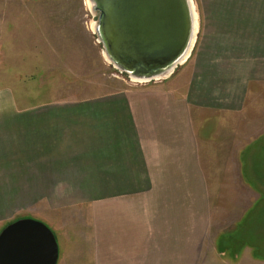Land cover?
Wrapping results in <instances>:
<instances>
[{
    "label": "crops",
    "instance_id": "crops-1",
    "mask_svg": "<svg viewBox=\"0 0 264 264\" xmlns=\"http://www.w3.org/2000/svg\"><path fill=\"white\" fill-rule=\"evenodd\" d=\"M225 2L249 8L255 23L264 16V0L217 4L228 9ZM37 7L43 18L48 4ZM17 12L9 7L4 15L10 21ZM9 21L0 19V26ZM255 25L229 29L218 51L191 55L182 73L151 89L31 102L23 109L11 93H2L0 186L78 191L57 196L70 204L48 215L62 243L56 264H225L228 257L232 264H264L263 187H256L230 231H212L221 212L210 202L225 196L210 193L208 171L224 167L218 131L213 141L204 134L209 113L219 128L241 108L250 69L226 65L221 57L235 54L245 34L258 36Z\"/></svg>",
    "mask_w": 264,
    "mask_h": 264
},
{
    "label": "rangeland",
    "instance_id": "rangeland-1",
    "mask_svg": "<svg viewBox=\"0 0 264 264\" xmlns=\"http://www.w3.org/2000/svg\"><path fill=\"white\" fill-rule=\"evenodd\" d=\"M189 2L193 33L185 62L166 77L143 82L118 69L106 57L94 30L98 13L92 10L90 1L0 0L1 20L9 21L12 17L4 15L9 7L11 11L14 7L18 11L17 15L12 13L14 19L9 22L13 23L0 26V99L3 92L11 93L18 108L23 109L31 102L86 100L122 96L126 90L151 89L182 73L191 55H201L205 50L218 51L229 29L240 30L243 24L250 25V22L256 24L255 27L261 29L258 36L245 34L246 41L236 44L241 47L236 48L235 54L221 57L226 65L234 62L237 63L235 68L248 66L250 69V78L243 84L241 108L232 116L235 120L218 128L216 115L209 113L204 123V134L208 133L210 141L213 134L219 133L218 159L223 160L220 166L224 167V170L208 171L213 183L209 185L210 193L225 196L223 202H210V209L221 212L215 214L218 226H212V231H217L216 227L230 231L233 221L248 210L250 195L257 192L256 187L264 188V16L259 18L263 25L260 26L259 22L250 20L249 8L242 7V10L232 2H225L229 4L228 9L217 4L219 0ZM40 4L49 6L43 18L37 7ZM249 5L253 6L254 2H247ZM69 189L24 183L1 185L0 231L19 219L44 222L54 233L61 252L60 238L46 222L58 205L70 204L56 201L57 196L76 191ZM234 197L241 201H234ZM224 260L225 264H232L230 257Z\"/></svg>",
    "mask_w": 264,
    "mask_h": 264
},
{
    "label": "water",
    "instance_id": "water-1",
    "mask_svg": "<svg viewBox=\"0 0 264 264\" xmlns=\"http://www.w3.org/2000/svg\"><path fill=\"white\" fill-rule=\"evenodd\" d=\"M104 53L137 81H155L185 62L192 41L189 0H89ZM58 244L42 222L19 219L0 231V264H56Z\"/></svg>",
    "mask_w": 264,
    "mask_h": 264
},
{
    "label": "bare ground",
    "instance_id": "bare-ground-1",
    "mask_svg": "<svg viewBox=\"0 0 264 264\" xmlns=\"http://www.w3.org/2000/svg\"><path fill=\"white\" fill-rule=\"evenodd\" d=\"M89 1V0H88ZM187 57V56H186ZM186 57H185V59H186Z\"/></svg>",
    "mask_w": 264,
    "mask_h": 264
}]
</instances>
